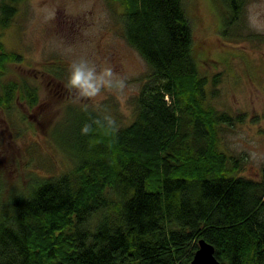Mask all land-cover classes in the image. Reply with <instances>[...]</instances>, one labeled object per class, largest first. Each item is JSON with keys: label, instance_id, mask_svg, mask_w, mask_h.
Instances as JSON below:
<instances>
[{"label": "trees", "instance_id": "1", "mask_svg": "<svg viewBox=\"0 0 264 264\" xmlns=\"http://www.w3.org/2000/svg\"><path fill=\"white\" fill-rule=\"evenodd\" d=\"M23 1L0 0L3 30ZM112 1L124 7L125 38L150 68L136 118L117 129L84 113L72 148L59 144L73 169L32 179L0 211V264H190L200 240L221 264H264V175L240 176V159L219 149L220 127L235 119L206 106L184 0ZM218 1L232 29L246 0ZM22 58L0 42V80ZM20 92L10 83L0 107L18 98L37 104L34 88Z\"/></svg>", "mask_w": 264, "mask_h": 264}, {"label": "rangeland", "instance_id": "2", "mask_svg": "<svg viewBox=\"0 0 264 264\" xmlns=\"http://www.w3.org/2000/svg\"><path fill=\"white\" fill-rule=\"evenodd\" d=\"M184 5L198 70L208 80L206 106L235 119L234 125L220 127L219 149L240 159V176L261 180L264 0H246L240 22L228 30L220 1L184 0ZM124 15V7L112 0H24L11 26L0 27L5 49L23 56L22 62L5 66L0 96L10 83L21 92L29 85L38 96L34 106L18 98L11 109L0 107V211L11 195L25 193L32 179L73 169L60 145L72 148L84 113L105 116L117 129L134 122L136 99L150 68L125 38ZM81 59L98 72L111 67L113 87L96 97L67 87L70 66Z\"/></svg>", "mask_w": 264, "mask_h": 264}, {"label": "clouds", "instance_id": "3", "mask_svg": "<svg viewBox=\"0 0 264 264\" xmlns=\"http://www.w3.org/2000/svg\"><path fill=\"white\" fill-rule=\"evenodd\" d=\"M70 68L71 74L67 87L76 90L82 96L96 97L102 89L113 87L115 75L111 67H105L98 72L94 64L81 59L73 62ZM120 86H123L122 81ZM83 131L87 132L88 126H85Z\"/></svg>", "mask_w": 264, "mask_h": 264}, {"label": "water", "instance_id": "4", "mask_svg": "<svg viewBox=\"0 0 264 264\" xmlns=\"http://www.w3.org/2000/svg\"><path fill=\"white\" fill-rule=\"evenodd\" d=\"M198 247L190 264H221L215 256V249L212 245L205 240H200Z\"/></svg>", "mask_w": 264, "mask_h": 264}]
</instances>
